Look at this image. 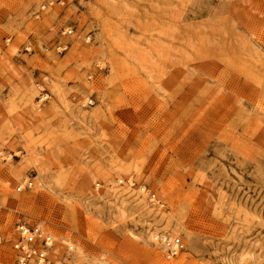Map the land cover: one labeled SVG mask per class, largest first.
<instances>
[{
    "label": "rangeland",
    "instance_id": "obj_1",
    "mask_svg": "<svg viewBox=\"0 0 264 264\" xmlns=\"http://www.w3.org/2000/svg\"><path fill=\"white\" fill-rule=\"evenodd\" d=\"M20 223L54 264H264V0H0V264Z\"/></svg>",
    "mask_w": 264,
    "mask_h": 264
},
{
    "label": "built area",
    "instance_id": "obj_2",
    "mask_svg": "<svg viewBox=\"0 0 264 264\" xmlns=\"http://www.w3.org/2000/svg\"><path fill=\"white\" fill-rule=\"evenodd\" d=\"M72 31L69 30V34ZM25 188L32 187L31 182L25 183ZM22 190V187L18 189ZM16 238L12 241L14 260L12 264H54L51 255L55 250L53 236L46 232L40 225L20 223L15 228ZM161 243L166 247L168 257L177 256L184 250V244L180 238L164 236ZM3 239L0 236V245Z\"/></svg>",
    "mask_w": 264,
    "mask_h": 264
}]
</instances>
